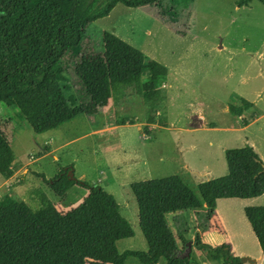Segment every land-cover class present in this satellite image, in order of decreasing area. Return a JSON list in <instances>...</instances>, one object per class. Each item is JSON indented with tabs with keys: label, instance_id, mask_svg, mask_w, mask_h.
I'll return each instance as SVG.
<instances>
[{
	"label": "rangeland",
	"instance_id": "rangeland-1",
	"mask_svg": "<svg viewBox=\"0 0 264 264\" xmlns=\"http://www.w3.org/2000/svg\"><path fill=\"white\" fill-rule=\"evenodd\" d=\"M237 1L163 0L159 6L140 8L117 4L107 17L90 24L85 35L93 57H101L102 33L109 32L167 69L161 85L166 99L157 110L166 121L164 127L149 126L143 100L130 92L120 106L114 108L108 103L105 110L112 111L103 115L109 118L106 127L120 120L133 123L134 127H121L110 133L109 128L84 136L57 151L56 161L52 155L44 157L46 149L53 147L46 144L48 140L59 144L99 125L90 124L82 115L59 130L34 134L15 107L0 104V119L14 153L13 175L7 180L0 176V197L22 200L34 210L38 204L35 192L40 190L55 202L56 191L60 190H50L51 186L37 174L49 180L62 168L72 166L68 171L73 170L75 179L91 187H105L115 198L121 216L131 225L133 237L118 241L117 249L144 252L147 245L138 226L135 199L129 186L118 184L124 183L120 177L124 166L144 168L148 174L131 179L133 183L177 175L197 192L200 183L227 174L225 150L251 144L264 157V116L243 131L236 130L243 126L242 121L228 112L229 106L245 99L254 103L258 115L264 114V5L252 1L238 7ZM74 66L66 70V81L60 82L71 107L80 105ZM250 117L253 115L246 116ZM204 124L206 130L191 134L182 130ZM64 129L70 130L67 137ZM116 166L122 168L113 179L115 185L109 186L102 178L110 172L115 175ZM84 192V188L75 185L63 200L74 203ZM253 201V207H264V194ZM217 202L216 214L227 228V235L218 237L220 244L227 240L224 244L231 247L234 256L252 261H244L246 264H264L243 213V206L250 202ZM184 214L191 230L184 238L191 244L188 264H225L222 260L208 261L204 251L192 247L195 218L190 211ZM167 220L172 226L171 217ZM175 233L178 234L174 230ZM188 242L179 243V258L184 257ZM125 264L139 263L128 258Z\"/></svg>",
	"mask_w": 264,
	"mask_h": 264
},
{
	"label": "trees",
	"instance_id": "trees-1",
	"mask_svg": "<svg viewBox=\"0 0 264 264\" xmlns=\"http://www.w3.org/2000/svg\"><path fill=\"white\" fill-rule=\"evenodd\" d=\"M163 0H0V104L13 106L34 134L57 130L79 116H93L109 102L120 106L129 93L143 100L148 123L164 125L157 113L165 102L161 85L167 69L109 32L102 33L101 57H93L85 35L87 27L107 17L117 4L127 8L159 6ZM192 0H179L187 3ZM264 0H238V7ZM72 65L78 79L80 105L71 107L60 82ZM145 76V80L143 77ZM252 107L245 99L228 108L239 117ZM117 124H125L120 120ZM133 124V123H129ZM247 123H244L246 125ZM147 131V129H146ZM14 153L0 119V176L7 180L13 171ZM227 174L197 186V192L177 175L129 185L138 209V226L146 251L120 252L117 242L133 237L129 222L110 193L73 178L72 184L87 190L75 208L60 213L40 190L37 208L24 201L0 197V264H124L128 258L139 264H188L179 258L178 241L166 216L183 211H202L192 244L205 252L208 261L242 264L221 244L202 242L203 223L216 214L221 199L247 200L264 194L263 162L246 144L225 150ZM62 169L46 180L55 185L68 180ZM244 217L264 258V207L243 208Z\"/></svg>",
	"mask_w": 264,
	"mask_h": 264
},
{
	"label": "crops",
	"instance_id": "crops-1",
	"mask_svg": "<svg viewBox=\"0 0 264 264\" xmlns=\"http://www.w3.org/2000/svg\"><path fill=\"white\" fill-rule=\"evenodd\" d=\"M110 103V102H109ZM252 104V107L250 109H248L247 111L243 112L241 116L237 117L239 120L242 121V124L243 126L241 128H238L236 130H246L249 126H251L253 123H255L256 121H258L259 119L263 118L264 114L263 115H258L256 110H255V105L253 102H250ZM109 108L108 106L101 109L96 115H93V116H85L86 119L89 121V123H93V125L95 126L96 124L99 125V126H96V128H94L93 130H89V132H85L84 134L80 135L79 136H75L74 138H69V139H64L63 142L61 143H57V144H54V141L52 139L48 140L47 141V145L50 146V145H53V147H48L46 149V152L45 151V154H44V157L45 156H50L52 155V158H54L56 161H58L57 159V156H55L54 154L61 150L63 147L67 146L68 144L72 143L73 141L75 140H78L80 138H83L84 136H87V135H91V136H94L96 135L97 133L100 134V132H104L105 130L109 129L108 132H114L116 130H118V128H121V127H134L135 125L134 124H129L128 121L124 120L125 121V124H117V122H115L114 125H110L109 127H106L107 123H108V119L105 115H103V113H106L107 115L110 114V112L112 111H109L110 109H108V111H106L105 109ZM247 115H253V117L251 118H246ZM76 119V118H75ZM75 119H73L71 122H73ZM145 119L147 120L146 118V115H145ZM145 120V121H146ZM70 123V122H69ZM148 123V121H147ZM244 123H247L246 125H244ZM67 124V123H66ZM149 126H151L152 128H161V127H164V125H159L157 123H148ZM98 127L101 129V130H97ZM207 126L204 124L202 125L201 128H197V127H193V128H184L182 129L185 133H188V134H191V133H194L196 130L198 129H202V130H206ZM60 128V127H59ZM58 128V130H59ZM114 130V131H112ZM138 130V129H137ZM70 130H67V129H64L63 132H64V135L65 137H67L69 135V132ZM143 135V134H142ZM144 136V135H143ZM145 137V136H144ZM150 137L149 136H146V141L150 142ZM149 139V140H147ZM251 146V144H250ZM252 147V146H251ZM255 151V153L257 154V156L261 159L262 162H264V157L263 156H260L258 154V152L256 151L255 147L253 146L252 147ZM40 158H43V157H40ZM143 165H145V163L143 162ZM67 167H70V166H66L62 169H66ZM125 167V170L124 172H122V176L120 174V177L122 179L123 182L119 181L118 184L122 185V186H129L130 184H132L133 182H131L133 178H136V177H139V176H144V175H148L144 168H136V167H133V168H128L126 166ZM73 168V167H72ZM122 167H118L116 166L115 169V175H114V172H110L109 174L110 175H106V176H103L104 178H102L103 181H106L107 184H109V186H113L115 185V181L113 179L116 180V176H117V172L118 170H121ZM73 172V170H72ZM119 174V173H118ZM74 176V174H73ZM45 179L47 180V178L45 177ZM51 179V178H49ZM78 180V179H77ZM139 181V180H138ZM141 181V180H140ZM83 182V181H82ZM109 182V183H108ZM51 186V187H50ZM49 189L51 190H54L55 189H59L60 191L57 193L56 191V201L53 202L52 200H50V198L48 197V194L43 193L48 197V199L54 204L55 208L57 209L58 212L60 213H65L75 207H77L81 202L82 200L85 198V196L87 195V190L85 189V192L83 194V196L79 199L76 200V202L74 203H70V202H65L63 199L64 197L67 195V191L68 189L72 188L73 186H75V184H72L71 181L67 182L65 179H62L60 181H58L55 185H50ZM105 191V187H102ZM49 190V192H50ZM54 191H52L53 193H55ZM107 192V191H106ZM259 198V197H258ZM256 198H252V199H247L245 200L246 202H250V203H247L243 206V208L245 207H253L254 205L252 204ZM223 200V199H221ZM237 200V199H236ZM219 201V200H218ZM218 202H216V205H217ZM217 207V206H216ZM185 212L187 211H183V212H176V213H171V214H168L166 216V220H167V217H171V222H172V226H170L168 220V225L169 227L171 228V230L173 231L174 233V230L175 232H178V228H180V233L183 235V237L185 238V236L188 235L189 232H191L189 226H188V219H186V216H185ZM190 212L193 214L194 216V220H195V229L193 230L192 234L194 236V233L196 232V226H197V222L200 220L201 216L203 215V212L202 211H194V210H190ZM190 219V218H189ZM247 221V220H246ZM248 223V222H247ZM203 227V230L200 232V235H201V239H202V242L212 246V247H215V246H218V245H221L220 241H219V235H227V228L223 225V223L221 222V220L219 219L218 215L215 214L210 220L208 221H205L202 225ZM251 229V228H250ZM176 235V233H175ZM192 236V237H193ZM227 240L224 242L226 243ZM179 243L181 242H178L177 243V247L179 249ZM223 243V244H224ZM258 244V243H257ZM194 247V246H192ZM259 247V246H258ZM260 249V248H259ZM193 250V248H192ZM179 252V251H178ZM177 252V254H178ZM232 252V251H231ZM261 252V251H260ZM191 254V252H190ZM262 255V254H261ZM178 257V256H177ZM263 257V256H262ZM246 259L248 260L247 262H250L251 260L249 259V257H246ZM217 262V261H215ZM252 262V261H251ZM125 264V263H124ZM159 264V263H158ZM244 264H246L244 262ZM255 264V263H253Z\"/></svg>",
	"mask_w": 264,
	"mask_h": 264
},
{
	"label": "water",
	"instance_id": "water-1",
	"mask_svg": "<svg viewBox=\"0 0 264 264\" xmlns=\"http://www.w3.org/2000/svg\"><path fill=\"white\" fill-rule=\"evenodd\" d=\"M263 168H264V164H263ZM67 177H68L69 180H72V179L74 178L72 170H69V171L67 172ZM190 245H191L190 242H188V243H187V250H186V252H185L184 257H189ZM184 257H180V258H184Z\"/></svg>",
	"mask_w": 264,
	"mask_h": 264
}]
</instances>
